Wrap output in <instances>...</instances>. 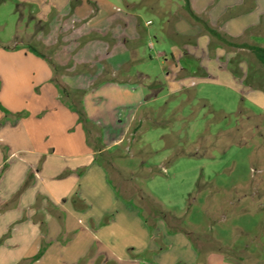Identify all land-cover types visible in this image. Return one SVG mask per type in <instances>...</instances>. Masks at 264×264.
<instances>
[{
	"label": "rangeland",
	"instance_id": "rangeland-1",
	"mask_svg": "<svg viewBox=\"0 0 264 264\" xmlns=\"http://www.w3.org/2000/svg\"><path fill=\"white\" fill-rule=\"evenodd\" d=\"M198 2L204 11L197 15L230 42L264 47V0ZM185 5L0 0V44L23 42L55 64L62 103L82 108L78 123H85L82 112L100 124L90 125L95 150L104 148L100 132L120 137L130 126L122 146L98 153L102 175L89 168L80 186L90 192L94 216H100L102 196L109 213L104 223H118L107 232L110 250L132 254L138 264H264V68L250 50L212 37ZM0 64L9 75L19 72L14 60ZM30 78L24 91L32 88ZM47 121L25 126L45 138L37 147L29 140V150L54 147ZM25 127L11 137L16 147L26 139ZM60 133L63 139L66 132ZM7 165L0 171L8 177L1 179L3 190L5 183L16 186L15 176L24 171L18 158ZM3 190L1 200L8 196ZM28 190L26 184L14 201L32 202L35 193ZM70 197L66 208L90 226ZM65 240L58 248L66 244L68 252L44 264H69L83 252L78 242L73 249L72 237Z\"/></svg>",
	"mask_w": 264,
	"mask_h": 264
},
{
	"label": "crops",
	"instance_id": "crops-1",
	"mask_svg": "<svg viewBox=\"0 0 264 264\" xmlns=\"http://www.w3.org/2000/svg\"><path fill=\"white\" fill-rule=\"evenodd\" d=\"M190 2L194 12L199 16L202 15L204 10L199 6L198 0H190ZM80 8L79 6L77 14ZM34 11L36 13V9ZM36 17L42 21L39 15ZM32 48L23 42L15 46L0 44V59L14 60L20 68L17 74L9 75L2 67L3 64H0V101H2L0 105V171L7 168L8 161L11 163L17 158L24 170L20 172V175L15 176L17 185L10 188L8 183H5V190L2 189L1 179L7 177V173L0 176V188L8 195L5 199H0V264H44L48 256L55 257L61 251L68 252L66 244L63 248H58L62 242L66 243L65 238L68 237L73 238L75 251H77L75 249L77 242L81 245L80 247H85L76 260L69 264H108L110 260L116 264H138L132 254L130 256H125L128 253L122 254L120 257L116 254L117 252L110 250L108 246L110 238H106L107 232L118 223L115 220L104 223L103 219L109 213L103 206L102 196L99 204V207L101 205L100 216H94L92 211L95 210V204H90L88 198L90 192L84 193L80 187L89 176V168H96V174L102 175L104 164L98 162V153L122 146L127 139L130 126L126 127L127 129L120 137L110 138L106 132H100L99 138L104 148L100 151L95 150L90 139V125L100 126V124L95 123L90 117H87L85 123H78L76 111L79 108L75 109L76 105L71 100H68L67 104L61 101L63 95L57 88L60 84L55 81V64H52L46 55L36 53ZM166 56L158 54L161 58ZM168 61L169 59H166V62ZM30 73L32 78L29 77ZM29 78L32 88L24 91V85L26 88L29 87ZM68 97L70 98V95ZM31 98L37 99L36 104L30 100ZM23 99L26 101L24 102ZM42 100L45 101L42 102ZM3 105L8 110L5 114L2 112ZM46 119H48L52 135L57 137L53 140L54 147L50 148V151L38 148L29 150L30 148L27 147L29 144L34 143L33 146L37 147L45 138L38 137L39 141L35 136L28 134L29 129L25 126L38 128ZM62 122H64L63 127H61ZM22 126L27 132L26 139L22 138L21 145L16 147L11 137L14 131L20 130ZM61 130L66 132L63 139L60 138ZM52 135L45 136L47 143L53 139ZM163 172L166 170L163 169ZM26 184L29 187L27 193H35L32 202L29 200L24 202V198H21L22 202H15L14 198ZM78 188L79 192H77ZM70 196L77 198L76 204L79 206L76 205V207L89 219L90 226L83 227L82 220L76 212L66 208ZM148 196L158 204L153 197ZM8 216H12L13 219L3 222L2 219ZM148 225L145 224L147 227ZM47 242L50 244L44 254L43 246ZM135 249L131 247L128 251ZM142 250L150 251L151 248L148 246Z\"/></svg>",
	"mask_w": 264,
	"mask_h": 264
},
{
	"label": "trees",
	"instance_id": "trees-1",
	"mask_svg": "<svg viewBox=\"0 0 264 264\" xmlns=\"http://www.w3.org/2000/svg\"><path fill=\"white\" fill-rule=\"evenodd\" d=\"M186 3V10L188 11V13L190 14V16L197 22H200L205 30L207 32H209V34L216 38L217 40H219L220 42L228 45V46H233V47H237V48H243V49H248L252 52V54L255 56V58L258 60V62L263 66L264 68V47L259 46V45H249V44H237V43H232L230 42L225 36H223L219 31L213 29L207 22H205L204 20H202L192 9L191 7V2L190 0H184ZM36 53H38V51L34 48H32ZM1 108V106H0ZM81 116H82V120L84 119V121L86 120V115H84L81 112Z\"/></svg>",
	"mask_w": 264,
	"mask_h": 264
}]
</instances>
